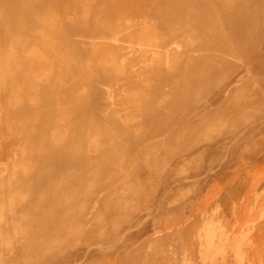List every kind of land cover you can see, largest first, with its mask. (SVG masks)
I'll use <instances>...</instances> for the list:
<instances>
[{
    "label": "bare ground",
    "instance_id": "6f19581e",
    "mask_svg": "<svg viewBox=\"0 0 264 264\" xmlns=\"http://www.w3.org/2000/svg\"><path fill=\"white\" fill-rule=\"evenodd\" d=\"M112 40L135 47L122 56ZM171 45L167 63L163 50ZM145 46L161 49L150 64ZM42 58L44 70L57 74L43 85L36 80ZM140 63L154 69L144 84L147 68L132 70ZM188 72L192 84L177 81ZM0 73L3 149L26 145L15 174L0 176V241L13 231L11 241L24 240L0 245L2 255L15 250L10 262L175 264L166 241L143 261L139 243L170 186L200 181L218 163L228 172L218 183H228L233 197L247 176L238 160L264 156V144L255 145L264 122V0H0ZM248 78L257 89L249 84L240 96ZM121 89L127 100L108 98L107 90ZM190 91L194 104L181 105ZM98 100L106 106L92 109ZM220 125L229 132L219 142L195 140L204 126L216 132ZM154 139L162 142L147 147ZM175 141L183 154L155 155ZM185 164L190 171L179 176ZM67 175L71 184L54 198ZM22 211L29 220L20 228L13 222Z\"/></svg>",
    "mask_w": 264,
    "mask_h": 264
},
{
    "label": "rangeland",
    "instance_id": "374dc122",
    "mask_svg": "<svg viewBox=\"0 0 264 264\" xmlns=\"http://www.w3.org/2000/svg\"><path fill=\"white\" fill-rule=\"evenodd\" d=\"M214 12H216V10H214ZM80 38L82 42H93L92 38L90 37ZM112 41V43L122 46V56L129 55L131 53V47H135L134 43H123L122 41L118 40ZM171 46L166 47L163 50L165 54V61L167 63L168 59L166 58V55L170 53L171 49L173 50V45ZM136 47L141 48L139 45H137ZM145 47L146 48L144 50L147 51V55H150L147 56V58L149 57L148 63L150 64V59L154 57L153 54L160 51L161 49H159L157 46ZM125 48H127L126 51ZM123 51L125 55L123 54ZM194 59H199V57H195ZM44 60V58L41 59L42 67L40 66L38 71L36 72V80L38 79V81H40L42 85L48 82H54L56 74H53L48 69L44 70V68H46V66H44L46 65L45 62H43ZM5 62L9 65L12 62L11 56H8ZM141 66L147 68V71L144 72L145 74L140 77L139 81L141 84H144L143 82L147 80L152 74H154V69H150V67L146 63H140L132 67V70L137 74L138 68V73L143 69ZM85 69L86 67L82 66V74ZM239 72L236 73L238 75H234L235 78H238L240 76ZM192 74L193 72H188L186 73L184 78H181V80L177 81H185L186 83L190 81L189 83L192 84ZM7 76V78L11 77V75L9 74ZM144 77L147 78L145 79ZM75 81L72 80L70 84L65 86L64 90L56 93L57 97H63L65 95L64 93ZM247 85L251 86L254 89H257L258 86L256 83L251 82V80L248 78L236 90L237 94L245 97V94L242 93L245 92ZM123 90L124 91H122V89L121 91H116V93L112 90H107L108 98H110V100L112 99V101H123V99L127 100V96L129 97L130 95L125 91V89ZM124 94L126 95V97ZM114 96L119 97L114 98ZM194 98H196L194 97V92L190 91L182 101L181 105H193ZM103 106H106V104H103L98 100L96 105L92 106V109H103ZM112 106L113 109L117 108L116 105L111 104L110 107ZM22 110L23 109H21V111ZM120 111L122 114L125 113V115L131 113L128 109H120ZM127 111L129 113H127ZM166 124L167 123H164V125L162 126H165ZM262 125L263 130L260 134L263 136L259 134V136L257 135L258 139L257 136L255 137V140L259 141L255 145L264 144V122L262 123ZM218 127V129H216V132L215 130L210 132L209 129L204 126V128H202L203 130L201 129L198 132V134L201 132L204 137L201 133L199 135L196 133L194 137L195 140L198 139V141H201L204 140L203 138H209L210 136H212V139L216 138L215 142H219L227 135L226 130L227 132H229V129L227 128V126H225L224 129L223 127H221V125ZM161 140L162 139L151 140L147 143V147L159 144L162 142ZM6 141V136L2 135L0 137V154L4 155L5 157L3 156V160L0 161V176L9 175V173L10 175L13 174L15 171V169H13L15 167L14 163L18 160L20 154L22 155L25 152L24 146L26 145L21 146L20 144L22 142L20 144H17L18 146L11 145L8 149L4 150L3 142L6 143ZM10 148H14L16 151H14V153H9L8 150H10ZM182 149H185V146H182L181 142L175 141L171 145H167L163 142L161 148L157 150L155 155L160 156L163 153H167L169 154L167 157L176 158L184 153ZM251 152L257 153L258 151L257 149H255L251 150ZM209 161L210 159H207L205 163H209ZM238 161L240 164H243L245 166L243 172L247 171V176L242 187L233 197L228 195L226 192L230 187L228 183H218V180L220 178L224 179L225 173H228L226 172V169L223 170V166H220V164L218 163H215L214 168L210 171L202 173V177L199 178L200 181H198V179L192 178H187L185 180L181 179L182 181H177V183L170 186L163 199L160 195V198L163 200V205L158 210H154L155 216L152 220H148L147 231L143 235L144 237H140L139 243L143 245L142 251H145L147 253V255L141 257V261H143L147 257L154 258L158 250L161 253L165 245L164 241H166V246L164 247L165 251H167V253L169 254L170 262H176L175 264H264V156H260L259 160L255 163H244L242 158H240ZM246 163H248L247 166ZM189 167V164H185L181 168L179 176L187 175L186 172H189V169L191 168ZM20 170L22 169H19V171ZM235 174L236 172L232 173L231 176ZM67 176L65 177L67 179H64L63 181L62 188L60 187L56 191L54 196L52 195L54 198L59 197V195L62 194V189H65V187L71 184L70 182L73 179ZM86 184L87 182L83 185V187L86 186ZM236 185L234 184V186ZM87 187L88 185L84 188ZM108 191L110 190L108 189L107 191L102 192L101 195L108 194ZM96 196L100 197V193H97ZM87 201L88 200H86L85 202L83 201L82 207H85V205H87ZM93 201L94 198L90 199V203ZM92 205L86 208L87 213L89 210H91ZM7 207L8 209H10V206ZM26 215V211H22L18 215V217H15L13 225L22 227L27 224L29 215ZM13 232L3 237L5 239H2L0 241V245H7L8 242H10V247H16L17 245L20 246V242H23L24 240L16 238L17 236H15L16 239H12L11 241L10 237L12 236V234H15ZM153 240L157 241V243H155V241L152 242ZM14 251L15 250H13L12 248L9 252H7L8 254H0V264H18L17 262H10L9 260L10 258H12ZM105 264L119 263L118 261L112 260L106 262Z\"/></svg>",
    "mask_w": 264,
    "mask_h": 264
}]
</instances>
